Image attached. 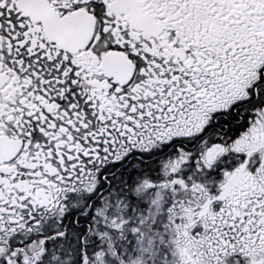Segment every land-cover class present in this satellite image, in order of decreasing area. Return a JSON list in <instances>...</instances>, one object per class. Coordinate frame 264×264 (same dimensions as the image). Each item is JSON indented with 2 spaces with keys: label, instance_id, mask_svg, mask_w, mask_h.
Masks as SVG:
<instances>
[{
  "label": "snow or ice",
  "instance_id": "1",
  "mask_svg": "<svg viewBox=\"0 0 264 264\" xmlns=\"http://www.w3.org/2000/svg\"><path fill=\"white\" fill-rule=\"evenodd\" d=\"M0 264H264V0H0Z\"/></svg>",
  "mask_w": 264,
  "mask_h": 264
}]
</instances>
